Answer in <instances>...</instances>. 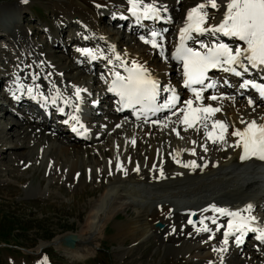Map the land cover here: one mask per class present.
<instances>
[{"label": "rangeland", "instance_id": "1", "mask_svg": "<svg viewBox=\"0 0 264 264\" xmlns=\"http://www.w3.org/2000/svg\"><path fill=\"white\" fill-rule=\"evenodd\" d=\"M162 1L169 4L168 10L174 21L168 19V22H173L174 25H171L172 31L169 35L166 30H163L161 34L176 45L179 28L185 23V19H182L183 15L202 0ZM98 4L103 7H96ZM127 8L126 0H27V3L25 0H0V264H45V259L47 264H210V262L212 264H264V242L258 240L257 234L252 232L246 234L239 245L234 242L235 237H230L228 250L225 253L213 251V248H220L224 245L222 235L211 234L218 238L215 240L216 246L208 251L211 252V259L202 260L196 256L198 251L196 247L210 242L208 241L210 233L203 232L200 236L201 232L197 233L195 228H189L188 231V228L184 226L186 221L193 220V215H191L193 212L198 214L200 219L208 216L209 212L202 213V209L209 207L210 204L201 198L208 191L187 201V205L180 200H175L179 199L178 197L171 194L169 196V192H160L156 187L146 184L144 180L146 176L141 177L139 174L132 176V173H136L133 171L136 165L139 164L141 168H144L148 155H150L153 142H149L150 137L145 136V132L139 138L138 148L136 145H130L131 148L125 150L127 165L131 164V171L129 170L131 173L127 172L129 174L127 176L122 173L117 175V171L112 169V163L110 168L109 161L114 160L117 145L119 147L122 145L126 134L131 133L129 130L152 125L149 122L132 121L129 116H125L120 119L125 125H129V128L128 130L121 129L123 131L120 130L121 135H118L114 131L117 128L113 127V132L111 131L112 125L109 124L113 121L112 119H119L117 118L119 116L110 113L112 108L108 101H112V95L109 94L110 97L105 95V80H109L107 72L110 67L107 64L108 60L99 61L102 58L99 56V51L102 50L104 56L107 57L113 53L111 47L103 44L102 41L103 39L116 40L118 45L120 44L118 50L122 52L123 49L129 47L133 50H142L139 44L143 42L139 41V38L144 37L150 40L151 37V31L146 33L143 29L133 30L137 23L132 21L131 16L126 13ZM114 13L129 18L125 20L116 15L119 20L116 26L112 27L111 19L107 18ZM209 16L210 24L221 17L213 10H209ZM84 18L87 23L85 25L82 23ZM209 36L203 39L207 42L208 38H211ZM230 46L236 48L238 44ZM85 48L97 52L98 63L77 51V49ZM148 49L152 48L149 46ZM152 50L155 51L152 57L155 59L156 69L160 71L162 69L163 72L165 68H175L171 55L167 54L166 60L156 49ZM27 58L31 60L35 68H38L36 71L39 77L42 76L39 82L40 91L43 93L46 91L48 94L46 96H50L49 98L54 94L50 81L55 82L57 87L67 94L69 90L74 89L73 85L87 89L86 93L90 95L86 97V100L83 98L82 103H78H80V108L88 109L89 113L85 116L81 112L74 114L87 118V120L90 119L93 122L92 132L95 135L102 134L101 139L77 143L74 141L75 138L71 139V132L68 129L65 130L63 136L59 135L62 129H57L55 125L61 122L54 115L52 108L48 109L52 111V119L46 122L51 123L50 129L48 125L45 127L44 123H35V119L38 118L32 119V115L35 116L32 111L31 115L20 105L21 102H27V99L17 100L12 95L13 91L17 90L18 79L24 85L28 82V71L24 79L20 77L22 69L26 68ZM113 63L118 64L115 58H113ZM104 65L108 66V70L104 68ZM65 67L69 68L70 74L65 72ZM33 74L34 72L31 73V78ZM226 76L227 80L232 78V74L224 73V77ZM73 78L75 80H72ZM170 78L172 80L173 75H170ZM177 83L179 82L175 81V84ZM45 85L47 89L43 87ZM226 87L231 88V94L234 92V88L229 87V84ZM235 89L243 91L241 87ZM21 95L19 93L18 96L21 98ZM26 95L25 93L22 96ZM168 95H165V98ZM69 97L74 99L72 94ZM104 97L108 99L100 102V98ZM236 98L241 104L251 99L248 93ZM59 102L63 103V101ZM14 103L22 109L14 106ZM32 103L37 104L38 102L33 98ZM89 103H101V105L93 108ZM41 105L44 104L41 103ZM3 109H9L10 112H2ZM92 109L96 112L90 113ZM255 110L253 108L247 110L241 117L255 116ZM3 115L4 117H1ZM43 115L44 113L40 116L45 121ZM167 116H163L161 120ZM174 117L172 116V120L176 121L177 117ZM15 121L22 124L21 127L24 129H28L22 134V138L26 137V139L17 141L18 144H25L26 147L16 148L11 144L2 146L4 140L13 137L14 133L12 134L11 128L16 123ZM174 127L177 129L178 123ZM162 128V126L159 127L155 133L161 136L158 142L161 144L164 157L172 141L169 136H165V139L164 134L159 133ZM167 129L164 128V131L169 133ZM23 131L21 130V133ZM181 137L184 144L202 140L200 149L199 147L198 149L199 154L203 155L198 156V163L199 160L202 162L203 157L207 158L206 161L208 158H221L220 153L216 152H219L222 146H228L227 143L222 146H218L220 143L210 144L211 152L208 154V150L206 152L203 150L204 146L209 149L208 139H201L199 132L188 129L182 132ZM38 140L42 142L39 144ZM61 148H68L70 152L63 153ZM87 151H91L93 155L87 156ZM106 152H108L107 156ZM203 164L205 162L201 163V166ZM75 166L78 168H76L77 171L72 170ZM177 169L176 172H178ZM249 171V166H244L241 170L244 172L243 176ZM185 172L191 173L189 169ZM247 176L253 178L250 174ZM167 178H172V176L167 175ZM158 179L161 180L158 177L156 181H159ZM238 185L225 190L227 195L223 193L218 197L222 202V207L234 206L237 199L238 208L245 207L251 194L244 193L245 188V190L237 189ZM260 185L264 188V184ZM220 186H226V181L221 182ZM220 186L218 187L221 188ZM229 191L235 192L230 194ZM248 192L252 193V191ZM156 193L162 195V198L156 197ZM158 200L160 201L157 203ZM167 202L176 206L175 210H177L176 213L179 212L178 215L168 214L164 217L165 219L152 221V217L161 210V204ZM181 209L187 211L182 214L180 211L184 210ZM252 215H255L260 225L264 226V211L257 210ZM159 221L166 223L164 229L157 226ZM145 222L150 223L151 226L148 228L149 232L143 236L144 226L142 224ZM226 222L227 220L223 224H227ZM208 225L217 232L216 225H212L211 222H208ZM134 228H137L136 231ZM188 232L193 236L187 234ZM70 233L79 235L80 241L76 248L63 244L62 236Z\"/></svg>", "mask_w": 264, "mask_h": 264}, {"label": "snow or ice", "instance_id": "2", "mask_svg": "<svg viewBox=\"0 0 264 264\" xmlns=\"http://www.w3.org/2000/svg\"><path fill=\"white\" fill-rule=\"evenodd\" d=\"M25 3H27V0H25ZM126 3L128 5L127 12L141 26H143L144 21L161 20L163 18L162 12H167V6L159 5L157 0H126ZM96 7L100 8L103 5L98 4ZM221 8L224 11L220 22L218 24H210L209 10L220 11ZM120 18L127 20L129 17L121 15ZM212 19L215 18L212 17ZM194 33L197 35L211 34L213 36L220 34L242 42L243 46L233 48L226 43L216 42L211 45L200 43L199 49L189 47L186 42L194 38ZM150 36V40L144 39V37H141V39L144 43L150 44L152 48L159 49L163 56L165 48L162 34L152 30ZM84 38L88 39V37ZM77 51L91 60L98 58L97 52L92 49H77ZM111 51L118 64H113L112 68L109 69L112 80L108 91L119 98L117 101L120 104L118 111L130 109L137 120L143 119L145 123H148L151 117L158 116L159 113L169 112L170 115L165 117L164 120L157 119L151 122L164 128L168 127L169 124L178 123L184 126L185 131L193 129L199 132L203 128L205 129L206 138L213 144H226L229 135H231L236 138V141L228 146L242 149L241 160L253 157L264 160V123H258L256 119L244 120L241 118L240 123L245 125L243 129L236 128L234 125L230 126L226 121L215 118L218 113L222 112V107L206 105L203 95L206 90L218 87L217 83L208 76L209 71L212 69H221L236 76H243L250 69L264 72V0H202V2L189 9L185 18V26L180 30L179 45L172 56V59L179 62L182 67L183 87L190 89L193 96L192 99H188L180 107H177L180 104V100L174 88H162L159 80L143 64L135 61L129 64V61L124 56L116 52L115 45L111 47ZM99 56L112 63L109 57L104 56L102 50L99 51ZM117 68L123 69L125 74L122 75ZM39 79V75L33 74L32 86L24 85L18 79L17 89L21 90L22 95L25 94L22 90L26 89V94L29 97L39 98L45 105L49 102L57 105L58 101H63V104L73 108L74 112L81 110L77 102H83L82 93H86L87 89L73 85V99L62 93L55 82L50 81L54 94L49 98L40 91L41 86L35 83ZM105 82L108 83L107 80ZM241 87H251L257 90L260 97L264 98V85L262 84L252 80H244ZM162 91L169 94L163 102L160 100ZM12 95L17 100L20 98L15 92ZM226 98L234 100V97H224L216 94L209 97L213 101H223ZM248 104L253 109L255 108V104L250 98L248 99ZM58 110L61 114H64V107H58ZM172 116L177 117V120L173 121ZM260 119L264 120V117H260ZM69 121L73 122L72 130L74 132L80 134L81 129H83V132L87 133L88 130L78 115H71L69 120H65V123H69ZM117 127H120V125H117ZM230 127H232L231 132H229ZM172 131L176 132L178 137L180 136L175 127L172 128ZM130 143L134 146L136 141L133 139ZM192 143L195 144V141ZM203 150L206 152L208 150L207 146H204ZM117 152H119V145H117ZM179 154V151H177L176 155L173 156V160L181 167L191 169L200 167L195 160L187 163L182 162L178 159ZM190 154L195 155V149L190 150ZM111 163L109 161L110 168ZM204 166L206 167L207 165L205 164ZM117 171L123 172L125 176L128 174L122 161L117 164ZM134 171L137 173L140 171L139 164L136 165ZM159 171L160 176L163 177V169L161 168ZM202 212H211L215 215L204 216L203 219H200L198 223L201 227H197L196 222L189 219L188 223L193 225L197 233H213V229L209 227L206 221L216 225L217 230L226 228L223 233L224 246L213 248V251L217 253L227 252L230 237H235L234 242L239 245L249 232L257 234L256 238L264 242V226H260L257 217L252 215V204L237 210L218 207L213 204L208 208L202 209ZM244 213H247V215ZM191 215H196V213L193 212ZM218 217L228 218L227 224H220ZM221 259L223 260V257ZM45 264H47L46 259Z\"/></svg>", "mask_w": 264, "mask_h": 264}, {"label": "bare ground", "instance_id": "3", "mask_svg": "<svg viewBox=\"0 0 264 264\" xmlns=\"http://www.w3.org/2000/svg\"><path fill=\"white\" fill-rule=\"evenodd\" d=\"M157 3L159 5H166L167 6V12H162V15L163 16H166V18L167 17H170V20L171 21H174L173 19H171V15H170V12L168 10L169 4H165L162 0L157 1ZM125 11L130 16V14L127 12V10H125ZM171 11H173V8H171ZM223 11H224L223 8H221L220 11H216V12H218V14L221 17H219V19L216 22H214V23H217L218 24L220 22V20L222 18ZM186 14L183 15V18L181 17L183 20L186 18ZM116 15L117 16L118 15L120 16V14H118V13L110 14L109 17H108V15L105 14V16L108 17L107 19H111V23L112 24L111 23L110 24L112 25V27H115L116 26V23L119 20L116 17ZM131 18H132V21H134L135 23H137L135 21V18L134 17H131ZM104 21H105V19H104ZM122 22H124V21H122ZM82 23L84 25L87 24L85 18H84V21L82 20ZM88 23L89 24H92L91 22H88ZM172 23L173 22H169L168 25H162V23H159V21H144L143 22V26H141V24H138L137 23V25L133 27V30L149 29L151 27L154 28V30H156V28H159L161 26V27H164V29H167V31H172L171 30V27L174 25ZM96 24H98V23L96 22ZM184 26H185V23L183 25H181V27L179 28V34H180V30ZM149 31H151V30H149ZM132 33L134 35H136L135 32H132ZM179 34H178V39H179ZM208 35H210L211 38H213V39H215V40H217L219 42H223V40H230L233 43H236V44L238 43L240 46H243L242 45V42H240V41H238L236 39H233V38L224 37L223 35H220V34H217L216 36H213L211 34H208ZM193 36L194 37L197 36L196 38H193V44L196 45V46H198L199 45V42L201 41V39L203 37V35H197V34L194 33ZM103 38H105V37H103ZM139 41H142L143 42L142 44H139V46L141 48H143L142 50H133V48H130L129 47V48H125L123 50L121 49L122 52H119L118 49H119V45L120 44L118 45V42L116 40H114V39L113 40L103 39L102 43L108 45L109 47H112L113 45H115L116 52L117 53H120L122 56H124L125 59H127L129 61V64H131L132 61H135V62L141 63L145 67H147L151 71V73L153 74V76L156 79L159 80L162 88H164V87H172V88H174L175 91H176V93H177V95L180 96V98H181V102H180L181 103V106L188 99H192L193 96L190 95V94H188V93H186L185 92V88L183 87V75H182L181 70L179 69V66H177L178 63L174 59H172V56L174 54V50L176 48V45L172 44L169 41L168 38L163 37V45H164V48H165V52H164V55L163 56L160 53V56L161 57H165L166 60H167V54L171 55V61H172V63L177 64V65L174 66L177 69H175V68H173V69H171V68H165V69H163V72H162V69L160 71V70L156 69L155 66H154L155 59H153V57H152V54L155 53V51L152 50L154 48H152L150 44L144 43V41L141 40V38H139ZM149 46L152 49H148ZM55 47H57V46H55ZM156 50L158 52H160L159 49H156ZM108 57L112 61V63H109L108 66L109 67L111 66V68H112L113 64H115V63H113L114 54H112L111 56H108ZM103 59L104 58L102 57L101 59H99V61L101 62V60H103ZM25 62H26V68L24 70L22 69V72L20 73V77H21V79H24V77H26L25 74L28 71V74H29L28 77L29 78H28V82H27L26 85L27 86H32L33 84H31V83H33V81H32V78H31V73L34 72V74L39 75L38 74V71H36V70H38V68L37 67L36 68L34 67V65L32 64V62H31V60L29 58H27L25 60ZM108 62H109V60H108ZM95 68H97V67H95ZM86 69H87V67H86ZM169 69H171V70H169ZM43 70H44V68H43ZM64 70H65V72H68L70 74L69 68H66L65 67ZM88 70L89 69H87V71ZM254 70H256V69H254ZM90 71H94V70H90ZM256 71H257V73H264V72H260L258 70H256ZM48 72H52V71L48 70ZM170 75H173V79L174 80L173 79L170 80L171 79L170 78ZM225 78L228 79L227 76ZM29 79H31L30 82H29ZM41 80H42V76H40V79L37 80L35 83L36 84H39V82ZM72 80H75V78H73ZM175 81H177L179 83L175 84ZM235 81H237V80H235ZM171 83H173V84H171ZM43 87L47 89V86L46 85L43 86ZM247 90H248V88H244L243 93L247 92ZM22 91H24V93H26V89L25 90H22ZM71 91L69 90V93L68 94L67 93H64L62 91L61 92L64 93L66 96L69 97V95H71V94L73 95L74 94V89H71ZM51 92L53 94V90ZM238 92H240V91H238ZM15 93L18 96L19 93H21V90H18L17 89L15 91ZM215 93H217V92H215ZM221 93H222L221 96L230 97L231 88L222 89L221 90ZM44 94L45 95H48L46 93V91H45ZM213 94L214 93H209V91L208 92L205 91L203 95H204V98H205L204 99V103L206 105L207 104H210L213 107H222V112L217 114V116L215 117L216 119L224 120L230 126H233L234 125L236 128H240V129H243L245 127L244 124L240 123L241 118H243L244 120L256 119L258 123H264V120H261L260 119V117H264V107L263 108L261 107V109L257 110L258 112H255L254 111L255 114H256L255 116H242L241 117V115H243L245 111L252 110V106H250L248 104V101L243 102L242 104H241V102H238L237 101L238 100L237 98L236 99L234 98V100L227 99L226 98L223 101H213V100L209 99V97L211 95H213ZM82 96H83V98L87 99L89 95L87 93H82ZM19 99H21V100L22 99H27V102H24V103L21 102L22 104H20V105L25 110H27L31 115H32V113L35 115V116L32 115V117H31L32 119L33 118L34 119L35 118H38L37 120L35 119V123L36 122L37 123H44V125H46L45 127H47V125H48V129L51 128V123H48L47 124L46 122H48V121L50 122V119H52V116H48V115L44 114L43 116L45 118H43V119H45V121H43L42 120V116H40V115H42V113H44L48 109H51V108L52 109H55V113H57V115H59V117H60L59 119L60 120H62V119L63 120L64 119L65 120H69V117L71 115H73V108L67 107L62 102L60 103L59 101H58V104L57 105H53V104H51L49 102L48 103V106L49 107H47V109H46L45 106H42L41 105V103L44 104V102L41 99H39V98H35V101L38 102L37 104L32 103L33 102V98L32 97H29L28 95H26V96H22L21 95V98H19ZM101 99L99 100L100 102L101 101H105L106 99H108V97H104V98H101ZM160 100L162 102L165 100V94H164V92H161ZM252 101L254 103L257 102L256 98L254 100H252ZM17 102L20 103L19 101H17ZM108 102L109 103H113V101H108ZM14 106L21 107V106L17 105V103H14ZM22 107H21V109H22ZM58 107H64V114H61V112L58 110ZM177 107H180V106H177ZM31 111H32V113H31ZM2 112L7 113V112H10V111H9V109H7V110L3 109ZM113 112H114V109L112 108V111H110V113H113ZM15 113H16V111H15ZM164 113H168V112H162V113H159L158 115L159 116H162ZM168 114H170V113H168ZM4 115L1 116V117H4ZM94 117H96V116H94ZM155 117L156 118H152L151 117L150 120H157V119H160L161 118V117H157V116H155ZM117 118H119V119H116L115 120V119L109 118V119H112L113 120V121L109 122V124L112 125L111 126V131H113V127H116L117 129L114 130V131H116L117 134L119 135L120 134V130L121 129H124V130L127 129L128 130L129 125H125V123H123V121L120 119L122 117H117ZM46 119H48V120H46ZM142 121H143V119H142ZM72 123L73 122H71V121H69V123H65V121H62L60 124L56 123V125H55L56 128L57 129H62L60 131L59 135H62L63 136V133L65 132L66 129L71 130ZM176 124L177 123H175V124H169V126L165 128V129L168 128L167 130L169 131V133L167 131H164V127L159 131V133H163L164 134V137L165 136H169L170 139H171V141H172V144L170 146L171 152L169 153V155H166L167 160H164L165 158L163 157V152H162L161 144H159V142H158V140L160 141L161 136H159V134H156L155 133L157 131V129L159 127H161V125L152 123V125H150L148 127H145V128H142L140 126V124H137V126L139 125L140 127H138V128L135 127V128H132V130H129V131H131V133L128 132L126 134V138L122 142V145H120V147H119V152L115 151L114 158H113L114 160L112 161V165H113V168L112 169L114 171H117V164L122 161L124 163V167L127 169V172L128 173H131L130 172L131 171V168H130L131 164L128 162L129 164L127 165V161H126V158H125V150L131 148L130 145H132V144L130 143V141L133 140V139L136 141V144H135L136 145V148H138L139 147V138H140V136H142V133L145 132V136L148 135L150 137L149 138V142H151V141L153 142V144H151L152 147H151V151L149 153L150 155H148L149 157L147 159V163L146 164L144 163L145 164L144 168H141L140 167L141 168L140 171L138 173L136 172L137 174L136 173H134V174L132 173V176H138V174L141 175V177L142 176H146L145 179H144L146 181V184H149V185H152V186L156 187L158 189V191H160V192H164V191L165 192H169V196L172 195V196L180 197L179 199H175V200H180V202H183V203H187V201L189 202V200L194 199V198H197L200 193H203L204 191H208L207 193L205 192V195L201 196V198H203V200L205 199V201H207V203L210 204V206L213 205V204H215L218 207H222L223 206L222 205V202L219 200L220 198H218V197L221 194H223V193L226 194L227 191H225V190H228L231 186H236V185L239 184L238 187H237V189H239V188L240 189H244L245 188L246 190L244 189L245 190L244 193L251 194L250 195V199H252V200L250 202V201H248L249 198H248V200L246 199L247 201L246 200L245 201H246L247 204L245 205V207L248 204H252L253 205V212H252V214L255 211H257V210L264 211V202L261 201L264 198V191H261L262 192L261 194H255V193L248 192V191H252V192L256 191L255 188H254L255 185L256 184L260 185L258 183L259 179L260 178H264V160H260V159H257L255 157L250 158V159H247V160H241L240 157L242 155V149L232 148V147H228V146L227 147L222 146L223 148H221V149L219 148L220 149L219 152H216V153H220V155H221L220 157L221 158H219V157H217V158L214 157L215 159H212V158L209 159L208 158V164L206 163V165H207L206 167L204 166L205 164H203V166L200 165V167L199 168H196V169L181 167L179 164H177L175 162V160H173V156L176 155L177 151H179V153H180L179 156H178V159H180L184 163H187V162H190V161L195 160L196 163L198 164V159H199L198 156L200 154L202 155V153L199 154L200 147L197 144V142H195V144L192 143V145H191V142H193V141H190V144H184V142L182 140L183 138H180L182 132H184L183 131V129H184V126L183 125L178 124V128L176 129L180 133V136L179 137L176 135V132H173L172 131V128H174V125L176 126ZM117 125H120V127H117ZM21 126H22V124H20L19 122L14 123V126L11 128L12 129L11 130L12 131V134L14 133L13 137H10V139L9 138L6 139V141L4 140V143L2 142V146H5L7 144H11V146H14L16 148H18V147H21V148L22 147H26L25 144H18L17 143L18 140L26 139V137L22 138V134L26 133L28 129H24ZM84 126H85V124H84ZM57 129H55V132H57L56 131ZM21 130H24L23 133H21ZM52 130L54 131V128ZM121 131H123V130H121ZM231 131H232V127L229 128V132H231ZM80 132H83V129H81ZM71 134H72L71 139L74 140V138H75L74 141L77 142V143H87V142H91V141H94V140H99V139H101V135H102V134L101 135H97L96 134L94 136H91L92 133L90 134L87 131V133H85V136H81L80 134H78L77 132H74L73 130H71ZM199 135L201 136L200 138H205L206 137V135H205V129L201 128L200 131H199ZM165 139H166V137H165ZM38 141L39 142H37V143H39V144L42 142L40 140H38ZM235 141H236V138L233 137V136H231V135H229L228 141H227V145L228 144L229 145L230 144H234ZM208 143H209V145L210 144H213L209 140H208ZM198 147H199V149H198ZM192 149H195V153H196L195 155H191L190 154V150H192ZM61 151L63 153H68V152H70V149H68V148H61ZM87 152H88L87 153V156L90 157L91 151L90 152L87 151ZM107 153L108 152H106V154H105L106 156L108 155ZM213 154H215V153H213ZM91 155H93V153ZM203 162H205V161H202L201 163H203ZM76 166L72 169L73 171L76 170V168L78 167V166L77 167ZM178 166H179L180 169H177L178 172H176V168ZM244 166H249L250 171H249V173H245V175L243 176L244 172H241V170L244 168ZM208 167H210V168L209 169H206ZM215 167H217V168L215 169ZM161 168L163 169V172H164V176L163 177L160 176L159 169H161ZM187 169H189L191 173H189V172L186 173L185 171ZM119 173H122L123 174V172L117 171V175ZM247 174L252 175L253 178L247 176ZM167 175L168 176H172V178H167ZM158 177H160L161 180L158 179L159 181H156V179ZM134 179H136V178H134ZM224 181H226V186L221 187L220 186V183L221 182H224ZM261 183L264 184V180L263 179L261 180ZM218 186H220L221 188H219ZM147 188H149V186H147ZM150 189H152V188H150ZM233 192H235V191H233ZM233 192H230V194L233 193ZM242 193H243V191H242ZM252 194H253V196H252ZM192 195H194V196H192ZM228 195H229V193H228ZM155 196L156 197H159V198H162L161 197L162 195H159L158 193H156ZM188 196H190V197L188 198ZM230 196L232 197V195H230ZM235 197H236V195H235ZM159 201L160 200H158L157 203ZM187 205H188V203H187ZM242 205H243V203H242ZM161 206H162L161 210L156 214V216H153L152 217V221H155V220H158V219H162V218H164L168 214H170V216H172V215L175 216V215H178V213H179V212L176 213L177 211H175V207H174V205L172 203H168V202L167 203H163V204H161ZM238 206H239V202H238V199H237L234 202V206L229 207V209H231V210L240 209V208H238ZM178 211H180V210H178ZM212 215H215V214L214 213H211V212L208 213V216H212ZM198 217L200 219V216L199 215H198ZM224 218L225 219L223 220L222 217H218V221L221 224H223V222L228 219L226 217H224ZM149 220H150V218H149ZM195 222L197 224V227H201L199 225V223H197V220ZM208 222H210V221H207V223ZM142 225L144 226V231L143 232L141 231V232H142V235L144 236V235H146L149 232L148 231V228L151 225L148 222H145ZM224 225H226V224H224ZM184 228H188V231H189V228H193V225L190 226L189 224L185 223ZM136 229L137 228H134V231H136ZM224 229H226V228H221L220 230H217V232L215 231L213 233L216 234L217 236L222 235L221 237H223ZM132 233H135V232H132ZM213 233H211V234H213ZM211 234H210V237L213 236ZM200 235H203V232H201ZM171 238H173V237H171ZM217 239L218 238H216V236L214 235V238H212V240H210V242H206L205 245L204 244L198 245L196 247V249L198 250L196 256L199 257L202 260H205L207 258L208 259H211V252L209 253L208 251H210L209 249H211L212 247L216 246L215 240H217ZM208 241H209V239H208Z\"/></svg>", "mask_w": 264, "mask_h": 264}, {"label": "water", "instance_id": "4", "mask_svg": "<svg viewBox=\"0 0 264 264\" xmlns=\"http://www.w3.org/2000/svg\"><path fill=\"white\" fill-rule=\"evenodd\" d=\"M158 226L163 227L164 224L158 223ZM63 239H64V244L66 246H69V247H72V248H76L77 245H78V242L80 241L79 240V235L75 234V233L74 234H69V235L65 236Z\"/></svg>", "mask_w": 264, "mask_h": 264}]
</instances>
